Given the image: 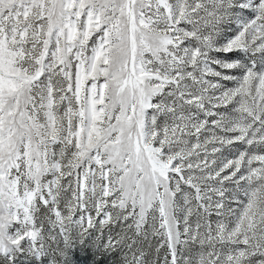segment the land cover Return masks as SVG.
<instances>
[{
    "label": "snow or ice",
    "instance_id": "snow-or-ice-1",
    "mask_svg": "<svg viewBox=\"0 0 264 264\" xmlns=\"http://www.w3.org/2000/svg\"><path fill=\"white\" fill-rule=\"evenodd\" d=\"M0 264H264V0H0Z\"/></svg>",
    "mask_w": 264,
    "mask_h": 264
},
{
    "label": "rangeland",
    "instance_id": "rangeland-1",
    "mask_svg": "<svg viewBox=\"0 0 264 264\" xmlns=\"http://www.w3.org/2000/svg\"><path fill=\"white\" fill-rule=\"evenodd\" d=\"M98 259H99V257H98Z\"/></svg>",
    "mask_w": 264,
    "mask_h": 264
}]
</instances>
